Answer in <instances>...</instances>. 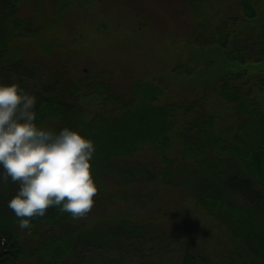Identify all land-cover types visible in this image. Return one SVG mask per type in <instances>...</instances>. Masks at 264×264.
Instances as JSON below:
<instances>
[{"label": "trees", "instance_id": "1", "mask_svg": "<svg viewBox=\"0 0 264 264\" xmlns=\"http://www.w3.org/2000/svg\"><path fill=\"white\" fill-rule=\"evenodd\" d=\"M22 1L0 0V80L36 95L38 123L78 127L94 139L98 192L78 218L53 205L21 228L13 211L0 214V264H94L92 251L99 264H163L151 259L154 250L176 256L171 264H264V0H183L192 33L170 73L192 84L184 98L149 76L118 91L100 71L47 73L44 83L35 78L37 88L21 47L33 42L45 55L52 34L15 16ZM87 1L55 0L63 12ZM146 183L152 200L157 189H178L215 223L211 249L186 236L174 252L168 243L182 235H167L153 214H105L121 199L138 200ZM116 253L126 259L107 258Z\"/></svg>", "mask_w": 264, "mask_h": 264}, {"label": "rangeland", "instance_id": "2", "mask_svg": "<svg viewBox=\"0 0 264 264\" xmlns=\"http://www.w3.org/2000/svg\"><path fill=\"white\" fill-rule=\"evenodd\" d=\"M79 6H69L64 12L57 11L55 0L22 1L16 6V17L39 21L40 30L48 29L52 34L44 39L45 55L36 54L40 49L33 42H23L21 47L25 64L34 72L31 82L36 83L37 88L40 83L35 78L39 76L40 82L44 83L48 80L47 73L61 71L68 77H78L100 71L118 91L126 90L135 78L149 76L183 98L193 93L190 82L170 73L176 60L174 56L180 52L179 46L192 33L193 24L183 0H89ZM112 167L113 170L119 169ZM18 186V182L13 181L3 184L0 214L8 217L13 211L8 200ZM140 188L138 200L132 201L126 192L124 197L128 199L117 201L114 209H108L105 214H113L118 209L136 214V218L140 214H153L154 219L163 221L167 235H182L171 238L172 242L168 243L174 252L181 237L186 236H190L194 244L211 249L215 242L210 236L215 238L217 229L209 227L215 228V223L210 224L187 196H178V189H157V197L152 200L149 194L152 186L146 183ZM166 214H172L175 219ZM186 223L189 227L194 223V227H184ZM202 233L206 236H201ZM222 236L223 241L228 242L229 235L223 232ZM91 253L90 263L99 264L101 254ZM153 253L151 259L163 264L176 260L172 255L163 258L161 251L154 250ZM117 256L118 259H126L125 255L118 253L107 258L114 261Z\"/></svg>", "mask_w": 264, "mask_h": 264}, {"label": "clouds", "instance_id": "3", "mask_svg": "<svg viewBox=\"0 0 264 264\" xmlns=\"http://www.w3.org/2000/svg\"><path fill=\"white\" fill-rule=\"evenodd\" d=\"M36 102L18 80H0V181L18 182L8 206L21 228L53 205L73 218L84 216L98 192L94 139L78 127L38 123Z\"/></svg>", "mask_w": 264, "mask_h": 264}]
</instances>
